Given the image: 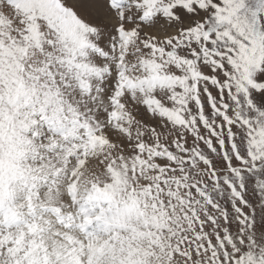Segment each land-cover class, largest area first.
Here are the masks:
<instances>
[{
	"label": "snow or ice",
	"instance_id": "1",
	"mask_svg": "<svg viewBox=\"0 0 264 264\" xmlns=\"http://www.w3.org/2000/svg\"><path fill=\"white\" fill-rule=\"evenodd\" d=\"M0 264H264V0H0Z\"/></svg>",
	"mask_w": 264,
	"mask_h": 264
}]
</instances>
